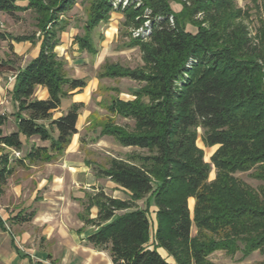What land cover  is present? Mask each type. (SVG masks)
I'll list each match as a JSON object with an SVG mask.
<instances>
[{
	"label": "trees",
	"instance_id": "1",
	"mask_svg": "<svg viewBox=\"0 0 264 264\" xmlns=\"http://www.w3.org/2000/svg\"><path fill=\"white\" fill-rule=\"evenodd\" d=\"M116 1L94 0L93 22L106 20ZM126 1L116 9L135 26L143 23L146 7L152 12L149 39L132 43L140 47L145 66L113 65L106 74L146 84L133 100L117 99L112 105L116 113L133 117L134 126L108 125L102 134L149 154L112 157L108 167L97 168L98 177L129 191L130 199L98 190L81 200V218L99 227L89 241L109 250L113 264H170L158 247L177 264H215L209 257L218 250L228 255L240 251L243 258L255 251L264 254V184L257 189L235 175L256 167L254 176L264 181V0L256 4L255 33L245 21L251 14L236 0H179V12L170 0ZM76 2L0 0V11L30 8L45 16L39 54L18 70L11 91L17 129L0 136V142L18 150L22 136L50 140L49 146H35L25 155L32 162L57 158L78 132L82 102H73L57 118L53 113L86 82L64 74L54 52L58 39L47 27ZM188 24L196 30L187 29ZM38 86L48 90L47 98L35 95ZM197 127L204 129L207 145L218 146L211 157L216 177L210 182V165L196 147ZM12 172L6 164L0 168V187ZM190 195L196 198L193 212ZM145 196L146 207H140L137 201ZM149 196L157 207L155 223ZM92 206L98 208L96 218L90 217Z\"/></svg>",
	"mask_w": 264,
	"mask_h": 264
},
{
	"label": "rangeland",
	"instance_id": "2",
	"mask_svg": "<svg viewBox=\"0 0 264 264\" xmlns=\"http://www.w3.org/2000/svg\"><path fill=\"white\" fill-rule=\"evenodd\" d=\"M93 1L77 0L71 8L61 12L55 22H48L47 27L54 29L55 37L58 39L54 52L62 64L64 74L69 78L83 79L86 82L82 89L73 90L75 93L69 97L75 96L77 101L83 103L78 123L79 130L73 135L70 143L74 146V156L76 159H84L87 164L89 163L95 177L102 178L100 182L90 183L88 192L103 190L108 194L121 196L122 199H130L129 191L112 188L110 179L98 177L96 170L98 167H108L112 157L130 158L133 154H149L147 149L123 146L113 136L102 134L103 129L108 125L122 126L128 129L134 126L133 117L116 113L112 110V105L117 99L133 100L134 92L143 87L146 82H140L127 76L111 77L106 74V71L113 65L132 70L145 66L140 47L132 43L135 38L144 41L149 39L152 12L146 7L143 23L140 26H135L126 19L123 12L116 9L117 3L123 2V0H117L113 3L108 18L95 23L92 20ZM259 1L236 0L238 7L248 9L251 14L245 21L249 23L253 33L258 25L256 4ZM169 2L174 11L181 10L182 4L179 0H170ZM18 4L26 5L27 2L19 1ZM44 18V14L30 8L17 10L13 14L0 11V32L5 35L0 37V95L7 99L5 103L7 108L15 105L13 96L10 95L12 91L10 88L15 82L18 70L39 54L40 45L45 35L42 26ZM171 22H174L173 17ZM187 29L195 31L196 27L188 24ZM204 136V129L197 127L196 147L202 153L203 161L210 165L207 179L210 182L216 177V168L211 157L218 146L207 145ZM256 172L257 168L253 167L247 171L237 172L235 175L258 189L261 184H264V181L254 176ZM146 199L147 196L139 199L138 205L146 207ZM148 200L150 217L155 223L157 207L153 196H149ZM195 203V196L190 195L188 206L191 212H193ZM192 234H196L195 226H193ZM209 258L215 264H264V254L258 251L243 258L240 251L235 255H228L223 250H218L212 253Z\"/></svg>",
	"mask_w": 264,
	"mask_h": 264
},
{
	"label": "crops",
	"instance_id": "3",
	"mask_svg": "<svg viewBox=\"0 0 264 264\" xmlns=\"http://www.w3.org/2000/svg\"><path fill=\"white\" fill-rule=\"evenodd\" d=\"M35 95L42 99L49 96L43 86L37 87ZM6 102L0 95V136L17 129L16 103L7 108ZM73 102H79L75 96L63 99L53 118ZM53 135L57 136V131ZM22 140L20 150L0 142V168L6 164L13 169L0 187V264H113L109 250L88 239L99 227L85 224L81 218V200L89 193V184L102 178L95 177L84 159L75 158L71 144L49 162H32L25 155L35 146H49L50 140L38 135L22 136ZM109 182L112 188L124 189ZM97 215V206H92L90 217ZM158 251L170 264H177L164 248L158 247Z\"/></svg>",
	"mask_w": 264,
	"mask_h": 264
},
{
	"label": "built area",
	"instance_id": "4",
	"mask_svg": "<svg viewBox=\"0 0 264 264\" xmlns=\"http://www.w3.org/2000/svg\"><path fill=\"white\" fill-rule=\"evenodd\" d=\"M126 2H127L126 0L123 1L124 4H126ZM17 155H19V153H17Z\"/></svg>",
	"mask_w": 264,
	"mask_h": 264
}]
</instances>
